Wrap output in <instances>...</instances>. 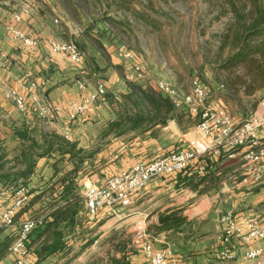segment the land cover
I'll use <instances>...</instances> for the list:
<instances>
[{
  "label": "crops",
  "instance_id": "obj_1",
  "mask_svg": "<svg viewBox=\"0 0 264 264\" xmlns=\"http://www.w3.org/2000/svg\"><path fill=\"white\" fill-rule=\"evenodd\" d=\"M60 10L55 0H0V175L8 174L9 183H25L30 192L29 202L18 211L17 217L25 218L65 204L63 190L70 180L74 181L72 191L80 196L78 218L82 222L64 230L66 246L41 262L83 264L74 262L82 260L78 252L84 254L86 249L94 254L100 249L97 241L105 237L101 241L105 245L122 241L110 256L124 257L125 264H150L133 239L134 222L138 218L145 219L147 231L154 237L153 249L169 244L181 264H209L216 259L221 248L216 241L221 229L220 215L227 209L234 210L243 231L249 216L259 218L264 227V178L257 182L243 179L244 148L238 149L232 158L207 154V169L202 175L189 167L153 178L130 196L129 205L118 206L114 214L107 208L99 209L96 214L87 212L83 195L89 184L103 183L137 161L185 148L187 139L196 134L197 117L173 104L174 110L164 120L136 121L138 115L130 114L127 104L118 98L120 93L126 94V86L122 87L110 63L106 69L109 76L101 78L95 63L89 64L84 55L75 63L66 53L51 50L48 38L65 40L73 34L67 23H56L58 18L62 20ZM15 12L20 13L18 21L13 19ZM8 23H15L26 34L38 37V45L30 49L14 39L6 30ZM126 66L125 63V74ZM29 78L36 81V91L42 100L61 107L94 92L100 81L105 84L107 99L80 114L72 123L70 137L65 139L54 124L43 126L39 122L30 99L26 100L25 110H19L6 95L8 89H15L27 98L25 84ZM80 80L86 82L85 89L80 88ZM219 97L218 103L212 100L211 103L224 106ZM146 107L149 112L151 106ZM126 225L132 229L128 241L121 232L109 234L110 230ZM64 227L62 221L59 228ZM15 234V227L0 230V245H8L0 264L13 261L15 255L9 248ZM71 236H78L80 241L72 240ZM29 240L27 244L33 251L36 245ZM257 245L264 246V238L247 241L237 236L230 244L235 258L225 264L241 262L244 252ZM82 247L87 248L82 250ZM67 254L76 258L67 259ZM106 260L97 264H107Z\"/></svg>",
  "mask_w": 264,
  "mask_h": 264
},
{
  "label": "built area",
  "instance_id": "obj_2",
  "mask_svg": "<svg viewBox=\"0 0 264 264\" xmlns=\"http://www.w3.org/2000/svg\"><path fill=\"white\" fill-rule=\"evenodd\" d=\"M13 19L18 21L20 13H13ZM6 30L27 48L34 49L38 45V37L26 34L15 23L6 24ZM80 32L81 29L78 28L73 31L72 38L63 40L50 37L47 41L52 51L66 53L73 62L78 63L83 54L75 37ZM118 55L131 62L126 78L131 80L144 78V66L131 51L122 49L119 50ZM79 86L85 89L87 85L85 81L80 80ZM158 87L159 92L168 96L176 107H183L197 117L194 127L196 134L187 139L185 148L169 151L147 161H137L130 168L108 177L103 183L89 184L83 195L89 214H96L101 208L116 213L118 206L129 205L130 196L155 177L183 171L189 167H193L196 173L202 175L207 169L205 156L209 153L218 156L224 154L232 158L238 149L244 148L241 154V166L244 167L243 179L250 178L257 182L264 178V107L256 108L246 118L237 121L224 107L210 102L213 95L210 87L197 77L192 80L191 89L185 93H180L166 81H160ZM36 88V81L29 78L25 84L27 98L15 89H8L6 95L19 110H25L26 100L30 99L39 122L43 126L54 124L65 139L70 137L72 123L80 114L107 99L106 87L102 81L97 83L94 92L84 95L80 100L69 101L66 107L46 99L42 100ZM62 112L65 113L64 116ZM29 200L30 192L26 185L11 186L0 181V230L10 227L16 229L15 238L9 248L15 255L11 264H32L31 249L27 244L29 235L35 228L42 226L50 212L57 207L18 219V211ZM220 223L221 229L216 241L221 248L218 249L216 259L209 264H225L233 261L235 254L230 244L239 235L247 241L264 238V227L260 219L255 216L246 218L245 231L233 209L221 213ZM134 226V242L141 248L150 264H181L169 244L158 250L153 249L154 237L147 231L144 218L136 219ZM234 264H264V246L248 248L242 256V261Z\"/></svg>",
  "mask_w": 264,
  "mask_h": 264
},
{
  "label": "rangeland",
  "instance_id": "obj_3",
  "mask_svg": "<svg viewBox=\"0 0 264 264\" xmlns=\"http://www.w3.org/2000/svg\"><path fill=\"white\" fill-rule=\"evenodd\" d=\"M55 2L61 9L58 14L62 17L56 23H67L73 31L81 29L75 37L76 41L84 59L89 64L95 63L99 77L107 79L108 63L113 66L122 87L126 86V94L120 93L118 98L121 103L127 104L130 114H148L146 105L149 103L142 91L157 95L160 93L158 84L166 81L180 93H185L191 89L195 77L210 87L213 93L210 102L218 103L221 96L222 107L237 121L246 118L256 108L264 107V88L251 93L240 91L238 95H225V87H221V83L226 82L225 72L219 68L221 61L235 51L238 31L248 29L258 17H261L260 25L264 27V0ZM50 3L54 5L52 1ZM263 38L264 35L252 36V40ZM122 49L131 51L136 59L141 60L145 70L143 79L125 77L124 65L126 63L128 69L131 62L118 55ZM241 169L243 175L244 167L241 166ZM202 194L209 193L202 191ZM77 219V223L82 222L81 218ZM113 231L121 232L127 241L132 236L129 225L112 229L109 234ZM34 237L35 234L30 236L29 241L37 245L40 240L33 242ZM71 237L72 240H79L78 236ZM104 239L102 237L97 241L100 247L97 252L92 254L86 249L84 254L78 252L82 260L74 262L97 264L108 258L106 261L109 263L110 255L116 253L118 246L111 243L105 245L101 242ZM84 248L87 247H82V250ZM70 257L76 258L67 254V259Z\"/></svg>",
  "mask_w": 264,
  "mask_h": 264
},
{
  "label": "trees",
  "instance_id": "obj_4",
  "mask_svg": "<svg viewBox=\"0 0 264 264\" xmlns=\"http://www.w3.org/2000/svg\"><path fill=\"white\" fill-rule=\"evenodd\" d=\"M262 16V15H261ZM260 19H254L248 29L236 33L237 46L235 51L230 53L223 61L220 67L225 72L226 82L221 83V87H225V95L233 93L238 95L240 91L246 93L254 92L257 89L264 88V38L262 40H252L254 35H264V27L260 25ZM143 96L151 106L147 116L139 114L136 121L146 118H158L164 120L170 111L174 110L171 99L163 93L152 94L145 90L142 91ZM152 112V114H150ZM1 159V156H0ZM10 176L8 174L0 175V181L5 185L23 184L21 182L9 183ZM74 181L70 180L64 187V199L66 203L58 205L51 212L44 224L35 228L29 236L35 234L33 242H40L31 250L32 264H36L44 260L48 255L61 251L66 246L64 239V230L72 229L78 221V201L80 196L74 191ZM71 195V196H70ZM74 201L70 204L69 201ZM70 204V205H69ZM62 221H65V227L59 228ZM112 235H117L118 231H113ZM42 238V239H41ZM122 245V241L118 240L116 246ZM7 244L0 245V257L7 251ZM107 264H125V258L109 257Z\"/></svg>",
  "mask_w": 264,
  "mask_h": 264
}]
</instances>
